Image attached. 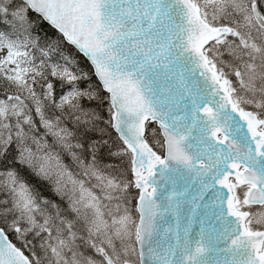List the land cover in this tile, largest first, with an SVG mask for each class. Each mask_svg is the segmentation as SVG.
Listing matches in <instances>:
<instances>
[{"label":"snow or ice","instance_id":"snow-or-ice-1","mask_svg":"<svg viewBox=\"0 0 264 264\" xmlns=\"http://www.w3.org/2000/svg\"><path fill=\"white\" fill-rule=\"evenodd\" d=\"M0 264H264V0H0Z\"/></svg>","mask_w":264,"mask_h":264},{"label":"trees","instance_id":"trees-1","mask_svg":"<svg viewBox=\"0 0 264 264\" xmlns=\"http://www.w3.org/2000/svg\"><path fill=\"white\" fill-rule=\"evenodd\" d=\"M45 33L48 36H52V37H54L55 35H58V34L55 33V30L51 29V27L49 25H47L46 23H44L42 25V28L40 29V34L42 36ZM64 47L70 52H73V53L75 52V49L71 48V46H69L67 44H65ZM77 59L79 60V63H80L81 67H84V68L88 67L87 63H86V60L84 58L77 57ZM93 82H95L94 78H93ZM85 103H86V106H87V102H85ZM91 106L95 107L96 105L92 104ZM105 108H106V103H105ZM102 114L105 116V118H107L108 113H107L106 110H102ZM148 127H149V129H151V128L156 127V126L154 124H149ZM113 135H115L114 131H113ZM49 141H51V138H49ZM62 158L64 160V163L69 166L70 170L75 171V166L73 165L71 159L69 157H67V156H63ZM24 176H25V179L28 181V183L30 185H32L33 189L35 191H37L40 195H42L45 198L52 199L54 201L59 202V197H57L52 192L50 185L46 181H43L40 178L35 177L34 175H31L30 173H27V172L24 173Z\"/></svg>","mask_w":264,"mask_h":264},{"label":"water","instance_id":"water-1","mask_svg":"<svg viewBox=\"0 0 264 264\" xmlns=\"http://www.w3.org/2000/svg\"><path fill=\"white\" fill-rule=\"evenodd\" d=\"M165 221H166L167 223H165ZM172 223H173V221H172V218H171L170 216H166L165 219H164V221H161V224H162L163 226H167V224H172Z\"/></svg>","mask_w":264,"mask_h":264}]
</instances>
